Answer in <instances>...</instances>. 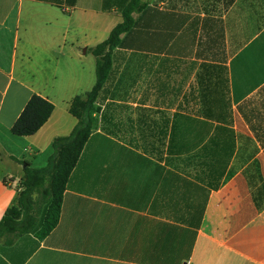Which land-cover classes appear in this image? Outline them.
<instances>
[{"label": "crops", "instance_id": "obj_1", "mask_svg": "<svg viewBox=\"0 0 264 264\" xmlns=\"http://www.w3.org/2000/svg\"><path fill=\"white\" fill-rule=\"evenodd\" d=\"M142 1L58 226L0 241V264H264V0ZM123 2L0 0V222L26 166L48 167L76 128L71 102L96 85L91 49ZM35 95L55 109L16 136Z\"/></svg>", "mask_w": 264, "mask_h": 264}, {"label": "trees", "instance_id": "obj_2", "mask_svg": "<svg viewBox=\"0 0 264 264\" xmlns=\"http://www.w3.org/2000/svg\"><path fill=\"white\" fill-rule=\"evenodd\" d=\"M77 0H73V5ZM147 6L142 0H124L121 14L123 21L110 33L107 40L91 49L97 58V82L85 97H75L69 112L78 120L69 137L54 141V155L48 167L25 168L18 202L9 208L0 222V240L7 246L26 234L34 233L45 239L58 226L64 193L72 172L90 138L93 128L92 112L109 77L114 50L121 45L122 35L135 26L134 14ZM55 106L40 96H33L12 128L14 135L27 137L36 134L49 120ZM48 183V186L46 184ZM45 197L43 213L37 217L35 194Z\"/></svg>", "mask_w": 264, "mask_h": 264}, {"label": "rangeland", "instance_id": "obj_3", "mask_svg": "<svg viewBox=\"0 0 264 264\" xmlns=\"http://www.w3.org/2000/svg\"><path fill=\"white\" fill-rule=\"evenodd\" d=\"M146 1L151 3L153 0H146ZM262 5L264 6V1H263ZM263 9L260 7V10L262 12H263ZM213 21H217V23L215 22L216 26H218V22L221 24V20H219V19H217V20L214 19ZM259 27H260V29L259 30H255V31H262V36H264V31H263V29H264L263 28L264 27V19H262V20L260 19ZM230 45H231V43L229 41L228 42L227 61L229 60V58H230V56L232 54V50H230ZM217 55H218V53H217ZM213 59H214V57L211 60H213ZM197 77H198V75L195 76L196 81L198 80ZM48 183L49 182H47L46 186H48ZM21 186H22V184H21ZM35 200H36L35 211L37 213V217H39V215H41L43 213V210H44V207H45L46 200H45L44 194L42 192L35 194Z\"/></svg>", "mask_w": 264, "mask_h": 264}]
</instances>
